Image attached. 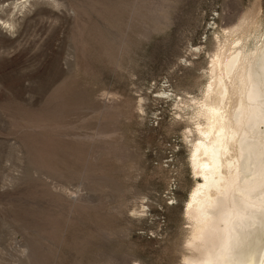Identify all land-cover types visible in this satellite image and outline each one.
<instances>
[{
  "label": "rangeland",
  "instance_id": "obj_1",
  "mask_svg": "<svg viewBox=\"0 0 264 264\" xmlns=\"http://www.w3.org/2000/svg\"><path fill=\"white\" fill-rule=\"evenodd\" d=\"M256 4L252 44L264 0H0V264H180L188 101Z\"/></svg>",
  "mask_w": 264,
  "mask_h": 264
},
{
  "label": "bare ground",
  "instance_id": "obj_2",
  "mask_svg": "<svg viewBox=\"0 0 264 264\" xmlns=\"http://www.w3.org/2000/svg\"><path fill=\"white\" fill-rule=\"evenodd\" d=\"M256 4L227 29L189 105L195 185L180 264H264V39ZM187 103V102H186Z\"/></svg>",
  "mask_w": 264,
  "mask_h": 264
},
{
  "label": "snow or ice",
  "instance_id": "obj_3",
  "mask_svg": "<svg viewBox=\"0 0 264 264\" xmlns=\"http://www.w3.org/2000/svg\"><path fill=\"white\" fill-rule=\"evenodd\" d=\"M169 203H171V201H169Z\"/></svg>",
  "mask_w": 264,
  "mask_h": 264
}]
</instances>
